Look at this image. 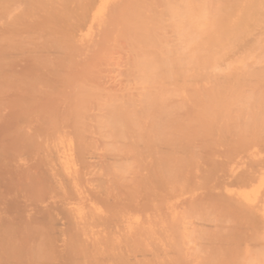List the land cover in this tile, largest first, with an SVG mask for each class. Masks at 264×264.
<instances>
[{"label": "bare ground", "instance_id": "6f19581e", "mask_svg": "<svg viewBox=\"0 0 264 264\" xmlns=\"http://www.w3.org/2000/svg\"><path fill=\"white\" fill-rule=\"evenodd\" d=\"M13 87L0 264H264V0H0Z\"/></svg>", "mask_w": 264, "mask_h": 264}, {"label": "rangeland", "instance_id": "374dc122", "mask_svg": "<svg viewBox=\"0 0 264 264\" xmlns=\"http://www.w3.org/2000/svg\"><path fill=\"white\" fill-rule=\"evenodd\" d=\"M15 58H16V59H14V58L12 59V58H11V62H10L11 64L9 63V61L6 63V66H5V67H9L11 70H10L9 68H6V69L4 68V69H5V70H4L5 73H6V71H7L8 73H9V72L11 73V72L15 69V70L13 71V73H14V76H16L17 74H21V73H18L17 71L19 70V72H22V71H23V68H22V67H24V66L27 68V70H29V68L27 67V66H29L28 62H27V61L24 62V60H26L27 57L24 58V56H23V58H22V56H21V57L18 56V57H15ZM17 58H19V60H21V61L19 62V60H18ZM21 58H22V59H21ZM9 60H10V59H9ZM12 60H13V61H12ZM27 60H28V58H27ZM15 61H16V62H15ZM13 62H14V63H13ZM26 62H27L28 65L26 64ZM8 63H9V65H7ZM12 63H13V64H12ZM23 63L26 64V65H23ZM14 64H15V65H14ZM10 65H12V66L10 67ZM16 65H18V66L15 67ZM21 65H22V67H21ZM13 66H14L15 68H13ZM18 68H19V69H18ZM26 68L24 69L23 73L25 72ZM20 69H22V71H21ZM27 72H28V71H27ZM10 73H9V74H10ZM13 73L10 74V75L12 76ZM15 74H16V75H15ZM13 88H14V87H13ZM13 88H10L11 90L9 89V90H7V91H5V92L2 91V93L0 92V95H3V96H0V99L3 101L2 104H1V102H0V109H1L0 112L2 113L1 116H0V127L2 128L4 125L7 124L6 122H8V124H7L6 126H4L5 129L8 128V127H11V126L13 125V122H14V117H13V116H14L15 112H13V111H15V110H14V109H11L12 107H11V105H10V101H11V100L13 99V97L15 96L14 93L16 94V90H15V88H14V89H13ZM11 91H12V92H11ZM9 93H10V94H9ZM11 93H12V94H11ZM8 94H9V97H10V98H9L8 96H5V97H4V95H8ZM3 97H4V98H3ZM3 99H4L5 101H4ZM7 99H9L10 101L7 100ZM1 100H0V101H1ZM6 100H7V102H6ZM5 103H6V104L8 103V104L6 105ZM3 105L6 107L5 109H4ZM9 105H10V106H9ZM8 106H9V107H8ZM7 107H8V109H7ZM2 109H3L7 114H5V112H4ZM6 109H7V111H8L9 109H11V111L9 110L10 112H9V111L7 112ZM12 110H13V111H12ZM11 112H13V113H11ZM8 113H11V115L13 114L12 117L9 116ZM4 114H5V115H4ZM2 115H3V116H2ZM5 116H8V117H5ZM9 117H11V120H12V121L9 120ZM4 119H5V120H8V121H5ZM2 120H4V121H2ZM11 122H12V123H11ZM10 123H11L12 125H11ZM5 132H6V130H4V129H0V137H2V138H0V142H1V140H3V139L5 138V136H3ZM1 135H2V136H1ZM2 168H4V167L0 165V173H1V174H0V187H1V188H0V194H1L0 202H1V200H2V203L4 202L3 204H5L7 201L4 199L3 196L7 194V192H8L9 189H10V187H9V185H8V183H7V180H6V179H7L6 177L8 176V174L6 175L5 173H7V171H6V169L3 170ZM4 171H6V172H4ZM4 176H5V177H4ZM5 178H6V179H5ZM3 180H4V181H3ZM5 180H6V181H5ZM5 183H6V184H5ZM3 184H5L6 186L3 185ZM5 187H7V189H6ZM7 190H8V191H7ZM10 190H11V189H10ZM2 203L0 204V211L3 212V210H4V211H5V210H10V203H7L6 206H5V205H2ZM1 205H2V206H1ZM7 205H8V206H7ZM3 206H5V207H4L5 209L3 208Z\"/></svg>", "mask_w": 264, "mask_h": 264}]
</instances>
